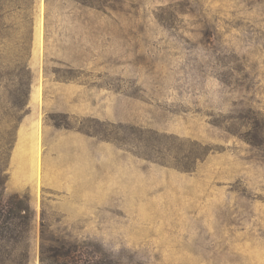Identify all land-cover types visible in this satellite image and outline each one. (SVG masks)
Returning a JSON list of instances; mask_svg holds the SVG:
<instances>
[{"label": "rangeland", "instance_id": "rangeland-1", "mask_svg": "<svg viewBox=\"0 0 264 264\" xmlns=\"http://www.w3.org/2000/svg\"><path fill=\"white\" fill-rule=\"evenodd\" d=\"M42 233L264 264V0H0V264Z\"/></svg>", "mask_w": 264, "mask_h": 264}, {"label": "trees", "instance_id": "trees-1", "mask_svg": "<svg viewBox=\"0 0 264 264\" xmlns=\"http://www.w3.org/2000/svg\"><path fill=\"white\" fill-rule=\"evenodd\" d=\"M14 225L12 223L7 224L3 227V234L13 233ZM12 236H7L4 239L6 242L12 240ZM46 239L42 233L41 236V248H40V264H103L101 259L95 255V252H85L84 248L78 243L69 244L67 250H63V246H52L46 248ZM26 246H22L20 249L18 258L20 262H23L26 255L24 250ZM65 249V248H64ZM10 255V254H9ZM27 258V257H26ZM12 262V260H11Z\"/></svg>", "mask_w": 264, "mask_h": 264}]
</instances>
